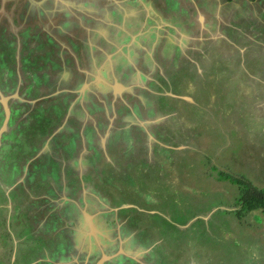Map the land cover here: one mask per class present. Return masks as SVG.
I'll use <instances>...</instances> for the list:
<instances>
[{"label": "rangeland", "instance_id": "374dc122", "mask_svg": "<svg viewBox=\"0 0 264 264\" xmlns=\"http://www.w3.org/2000/svg\"><path fill=\"white\" fill-rule=\"evenodd\" d=\"M161 3L155 25L173 40L158 47L186 53L177 80L189 84L166 81L162 108L151 110L162 133L136 136L144 149L123 147L121 139L110 147L127 125L120 114L131 109L116 89L93 82L81 94L98 93L97 114L90 119L77 104L80 138L65 147L74 105L57 107L68 114L49 120L53 105L23 84L15 57L2 56L0 233L5 215L34 209L52 188L56 213L70 201L82 210L78 226L68 219L58 228L61 244L74 228L79 246L64 248L62 264H264V211L240 202L244 187L236 181L264 190V0ZM92 125L99 131L93 144L85 132ZM31 220L19 228L33 232ZM52 251L33 247L14 264H47L37 256ZM8 259L0 248V264Z\"/></svg>", "mask_w": 264, "mask_h": 264}, {"label": "crops", "instance_id": "0c3cea01", "mask_svg": "<svg viewBox=\"0 0 264 264\" xmlns=\"http://www.w3.org/2000/svg\"><path fill=\"white\" fill-rule=\"evenodd\" d=\"M161 2L162 0H0V60H3L2 56L15 57L16 71L25 73L27 79L23 84L31 90L36 89L41 94L43 103L54 106H50L52 112L47 117L49 120H55L59 115L64 119L68 114H59L57 107L63 104L74 105L67 110L72 115L67 123L72 135L65 147L74 145L78 135L80 138V128L78 130L73 123L79 118L77 104L84 105L90 119L93 114H97L98 93L88 91L85 95L81 94L82 90L89 89L92 82L101 90L116 89L121 93L120 98L126 100L125 107L131 109L124 118L120 114L123 121L127 120V125L109 141L110 147H121V139L123 147L144 149L142 142L145 140L136 136L162 133V127L154 123L155 113L151 110L162 108L161 96L167 86L166 81L171 79L181 86L188 85L189 82L177 80L187 67L186 60H182L186 53L158 47L160 43L167 45L173 40L166 33L157 31L159 25H155L162 24L156 18L162 16L158 10ZM136 5L137 8L132 9ZM179 61H185V64L182 63L185 67L179 68ZM135 103L149 107L146 111H141L140 108L134 111L131 104ZM52 114L54 117L51 118ZM98 118L103 119V116ZM117 118L118 114L115 113L114 120ZM7 119L8 117L6 121ZM85 132L87 140L93 144L99 131L92 125L87 126ZM145 145L147 146L146 142ZM66 184L65 181L64 185ZM56 197L50 188L42 196L39 205L30 209L32 211L27 210L19 216L5 215L7 228L0 233V248L4 255H9V264H14L17 254L22 257L33 247H51L53 250L49 254L37 256L38 261L62 264L61 261L64 260L59 257L65 256L64 248L72 244L79 247L74 241V228L73 231L70 230V236L64 237L62 244L58 228L60 223L67 222L68 219H74L75 226H78V214L82 210L76 207L77 203L69 200L70 202L64 203L65 213H56L57 208L49 207V204L55 205ZM3 207L1 202V213ZM11 216L15 218L13 221ZM29 219H32V225L35 226L33 232L30 231L31 226L19 228L22 226L20 224ZM89 224L91 225V218ZM95 230L97 228H93V232Z\"/></svg>", "mask_w": 264, "mask_h": 264}, {"label": "trees", "instance_id": "16d2710c", "mask_svg": "<svg viewBox=\"0 0 264 264\" xmlns=\"http://www.w3.org/2000/svg\"><path fill=\"white\" fill-rule=\"evenodd\" d=\"M237 183L244 187L240 202L247 206L249 210H262L264 211V190L258 189L245 180L236 179Z\"/></svg>", "mask_w": 264, "mask_h": 264}, {"label": "flooded vegetation", "instance_id": "af4514ba", "mask_svg": "<svg viewBox=\"0 0 264 264\" xmlns=\"http://www.w3.org/2000/svg\"><path fill=\"white\" fill-rule=\"evenodd\" d=\"M161 5H162V3L159 5L158 10H159V12H161V15H162V12H163V11L160 9ZM151 13H153V12H151ZM124 107H125V106H124Z\"/></svg>", "mask_w": 264, "mask_h": 264}]
</instances>
